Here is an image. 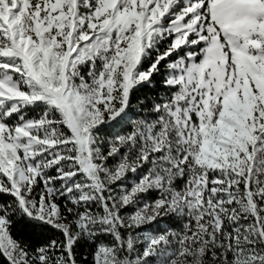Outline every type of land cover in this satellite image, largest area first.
I'll return each instance as SVG.
<instances>
[{
  "label": "snow or ice",
  "instance_id": "1",
  "mask_svg": "<svg viewBox=\"0 0 264 264\" xmlns=\"http://www.w3.org/2000/svg\"><path fill=\"white\" fill-rule=\"evenodd\" d=\"M0 264H264V0H0Z\"/></svg>",
  "mask_w": 264,
  "mask_h": 264
},
{
  "label": "trees",
  "instance_id": "2",
  "mask_svg": "<svg viewBox=\"0 0 264 264\" xmlns=\"http://www.w3.org/2000/svg\"><path fill=\"white\" fill-rule=\"evenodd\" d=\"M164 92V89L161 87L159 83V77L157 78V84L156 88L154 90L150 89H144L142 92L135 94L136 96L143 97L144 95H162ZM136 103V98L134 96L133 98V104ZM162 227H166L167 223L164 221L160 222ZM13 234L20 239H24L32 244H37L42 242L44 239H46V235L44 233H41L38 229L33 230L30 226L25 227L23 225H17L16 228L13 231Z\"/></svg>",
  "mask_w": 264,
  "mask_h": 264
}]
</instances>
